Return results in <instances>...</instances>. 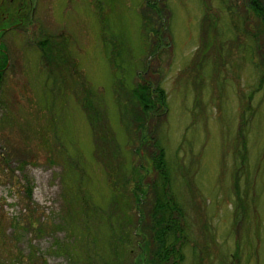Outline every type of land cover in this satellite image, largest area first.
I'll return each mask as SVG.
<instances>
[{"label":"rangeland","instance_id":"1","mask_svg":"<svg viewBox=\"0 0 264 264\" xmlns=\"http://www.w3.org/2000/svg\"><path fill=\"white\" fill-rule=\"evenodd\" d=\"M160 1L158 20L145 0H0V264L32 252L38 264H78L55 242L85 240L87 221L94 264H118L102 217L77 200L105 208L110 198L82 101L105 113L129 160L114 89L144 71L166 93V115L150 124L185 215L180 264H264V80L243 2ZM46 39L60 46V66L43 57ZM29 215L56 231L30 228Z\"/></svg>","mask_w":264,"mask_h":264},{"label":"trees","instance_id":"2","mask_svg":"<svg viewBox=\"0 0 264 264\" xmlns=\"http://www.w3.org/2000/svg\"><path fill=\"white\" fill-rule=\"evenodd\" d=\"M159 2L145 0L147 7L154 12L153 17L158 20L164 15ZM242 2L246 32L253 40L254 54L258 55L256 66L260 74L262 71L263 81L264 0ZM163 21L154 27L156 35L164 28ZM40 45L49 65L60 66L63 63V58L56 52L60 46L48 39ZM154 46L150 50L151 56L161 50L157 36ZM6 64L7 56L0 53V81ZM116 66L113 63L112 67ZM144 73L130 87L119 81L116 86L121 87L122 94L117 95L116 87L114 89L115 103L130 146L129 160L122 154L121 147L108 127L105 113L88 99L87 94L84 96L83 108L92 131V155L105 170L110 198L105 208L92 204L85 193L77 200L81 203L82 214L89 217L92 211L102 217L107 230V253H112L118 264H180L187 243L185 215L172 192L164 146L150 124L151 120L166 115V93L158 79ZM64 200L67 201L65 196ZM26 224L30 228L35 227L39 233L54 232L57 228L48 220L38 222L30 215L26 218ZM79 224L82 225V222ZM83 227L85 240L82 239L80 243L55 242L54 251L78 264H94L99 258L96 244L98 233L93 235L94 224L88 221L84 222ZM21 264H38L36 254L30 253Z\"/></svg>","mask_w":264,"mask_h":264},{"label":"bare ground","instance_id":"3","mask_svg":"<svg viewBox=\"0 0 264 264\" xmlns=\"http://www.w3.org/2000/svg\"><path fill=\"white\" fill-rule=\"evenodd\" d=\"M16 20V19H15Z\"/></svg>","mask_w":264,"mask_h":264}]
</instances>
